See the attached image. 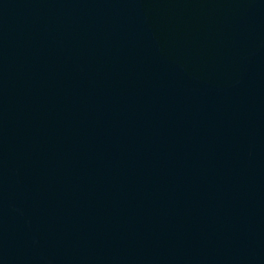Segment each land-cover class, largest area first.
<instances>
[{"label": "water", "instance_id": "obj_1", "mask_svg": "<svg viewBox=\"0 0 264 264\" xmlns=\"http://www.w3.org/2000/svg\"><path fill=\"white\" fill-rule=\"evenodd\" d=\"M0 264H264V0H0Z\"/></svg>", "mask_w": 264, "mask_h": 264}]
</instances>
